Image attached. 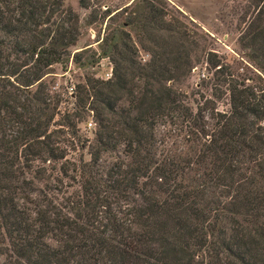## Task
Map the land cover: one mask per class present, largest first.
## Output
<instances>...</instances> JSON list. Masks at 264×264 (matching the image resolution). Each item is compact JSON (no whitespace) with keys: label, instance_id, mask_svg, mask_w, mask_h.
Masks as SVG:
<instances>
[{"label":"trees","instance_id":"obj_1","mask_svg":"<svg viewBox=\"0 0 264 264\" xmlns=\"http://www.w3.org/2000/svg\"><path fill=\"white\" fill-rule=\"evenodd\" d=\"M183 18L166 0L109 16L112 77L85 75L59 121L45 79L69 62L79 15L0 0V264H264V88L232 78ZM241 40L264 76V2ZM201 63L229 77L227 111L218 89L182 88Z\"/></svg>","mask_w":264,"mask_h":264},{"label":"rangeland","instance_id":"obj_2","mask_svg":"<svg viewBox=\"0 0 264 264\" xmlns=\"http://www.w3.org/2000/svg\"><path fill=\"white\" fill-rule=\"evenodd\" d=\"M90 6L83 8L78 0H63L65 7H70L79 15L80 36L76 46L72 47V56L63 67L55 64L46 76L51 89L60 95L59 116L63 121L64 116L75 111V100L70 96L75 85L84 83L85 75H91L105 80L106 73L112 68L107 57H100V44L105 35L108 18L116 11L130 5L134 0H89ZM172 10L180 12L187 24L189 20L205 31L209 36L212 51L224 65V71L232 73L236 80L246 79L249 85L264 88V76L256 68L249 57V50L242 47L241 35L248 27L258 11L262 10L263 0H166ZM176 15H179L176 12ZM96 16L95 19H92ZM180 16V15H179ZM76 52H83V61L88 58L94 60L92 65H80L72 60ZM93 56V58H92ZM144 59L147 55L141 53ZM227 76L216 74L201 63L192 71L191 78L187 81L185 89L189 96H211L213 89L216 93L223 92L222 99L218 102L220 112L229 109L225 86L221 83ZM250 78L252 80H247ZM262 79V80H261ZM204 80V81H203ZM221 80V81H218ZM198 83H202L199 86ZM77 120V119H76ZM92 123V125H89ZM80 133L92 136L95 124L91 116L85 113L82 122L78 123ZM75 154V153H73ZM77 154V153H76Z\"/></svg>","mask_w":264,"mask_h":264},{"label":"built area","instance_id":"obj_3","mask_svg":"<svg viewBox=\"0 0 264 264\" xmlns=\"http://www.w3.org/2000/svg\"><path fill=\"white\" fill-rule=\"evenodd\" d=\"M111 77H112V68L110 69V71L108 73H106L105 80H108ZM89 125H92V123H90Z\"/></svg>","mask_w":264,"mask_h":264}]
</instances>
